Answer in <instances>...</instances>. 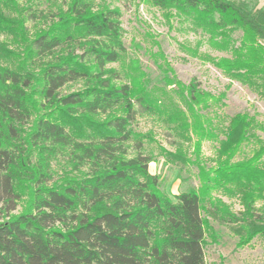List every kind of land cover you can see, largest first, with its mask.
<instances>
[{
  "label": "trees",
  "instance_id": "16d2710c",
  "mask_svg": "<svg viewBox=\"0 0 264 264\" xmlns=\"http://www.w3.org/2000/svg\"><path fill=\"white\" fill-rule=\"evenodd\" d=\"M151 1L191 17L212 49L230 52L203 56L221 73L250 85L264 80V7L250 0ZM63 3L28 40L15 0H0V33L17 47L0 46L8 62L0 66V264H205L209 225L201 209L207 202L228 221L244 222L238 246L255 237L264 245V140L235 161L254 118L235 114L218 140L199 110L224 94L181 83L165 62L162 80L175 87L182 108L160 106L142 73L123 83L107 68L124 52L119 11L94 12L85 0ZM21 16L46 17L30 10ZM236 29L238 47L231 36ZM79 82L81 90L63 93ZM160 113L188 141L195 139L198 156L204 141L217 140L214 165L199 168L198 188L173 197L149 172L145 137L133 129L137 117ZM61 158L65 167L57 176L52 162ZM218 191L239 199L240 219L211 198Z\"/></svg>",
  "mask_w": 264,
  "mask_h": 264
},
{
  "label": "rangeland",
  "instance_id": "374dc122",
  "mask_svg": "<svg viewBox=\"0 0 264 264\" xmlns=\"http://www.w3.org/2000/svg\"><path fill=\"white\" fill-rule=\"evenodd\" d=\"M94 12L102 9H116L120 14V26L124 52L119 61L108 64L107 68L115 69L121 75L123 83L130 77L143 74L147 88L161 101L160 106L181 102L172 92L174 86H165L161 69L168 64L174 77L187 85L196 82L199 88L214 96L224 94L220 103L209 105L199 113L208 120L218 140L229 119L237 113H247L254 118L255 125L250 132L235 161L251 156L257 147L256 139L264 140V80L255 78L252 85L230 78L203 56L213 58L230 57V52H220L209 46V36L198 28L191 17L180 15L172 8L160 9L151 0H85ZM68 2V1H67ZM253 7H264V0L248 1ZM60 7H66L63 0H15L12 7L20 13H9L12 18H19L31 40L39 30L50 25L51 15ZM30 10L36 16L44 14L43 19L24 21L21 14ZM233 46L238 47L241 31L236 29L231 34ZM0 46L9 51H17L11 36L0 33ZM0 50V66H8ZM161 64V65H160ZM82 89V83H70L63 88V93ZM133 129L142 139V153L151 160L148 170L158 177L159 188L170 197L199 186L198 172L201 166L214 165L217 140L204 141L199 156L194 150V141H188L174 128L165 114H146L136 118ZM54 172L59 176L65 167L63 158L52 162ZM211 198L220 199L228 211L241 218L244 208L237 197H228L222 192H213ZM261 202L255 204L259 207ZM201 216L208 222L205 232V264H264V245L259 238H253L240 247L238 242L243 237L244 222L228 221L225 215L214 211L207 202L201 209Z\"/></svg>",
  "mask_w": 264,
  "mask_h": 264
}]
</instances>
